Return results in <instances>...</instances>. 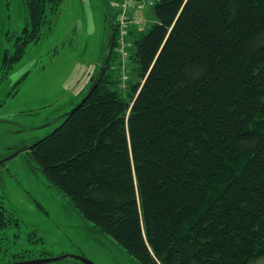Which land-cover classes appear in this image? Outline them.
<instances>
[{
	"label": "trees",
	"instance_id": "1",
	"mask_svg": "<svg viewBox=\"0 0 264 264\" xmlns=\"http://www.w3.org/2000/svg\"><path fill=\"white\" fill-rule=\"evenodd\" d=\"M24 1L27 34L4 56L6 70L62 3ZM142 1L137 16L147 9L155 22L146 32L129 27L131 81L123 86L118 71L115 0L103 1V73L81 106L26 150L49 186L139 264L258 262L264 0ZM12 221L0 202V229Z\"/></svg>",
	"mask_w": 264,
	"mask_h": 264
},
{
	"label": "rangeland",
	"instance_id": "2",
	"mask_svg": "<svg viewBox=\"0 0 264 264\" xmlns=\"http://www.w3.org/2000/svg\"><path fill=\"white\" fill-rule=\"evenodd\" d=\"M122 1L115 0L112 5L118 71L125 86L131 81L129 70L134 65L128 59L134 51L129 27H141L146 32L155 18L146 9L138 13L144 24L135 23L138 4L129 0L135 5L125 11L127 21L121 35ZM46 15L38 38L28 42L22 57L6 70L4 56L13 52L17 37L27 34L28 10L24 0H0V202L16 220L0 229V264L63 255L82 256L94 264H139L113 238L81 218L68 198L49 186L30 159L29 150L4 160L60 126L62 115L77 104L102 68L108 35L103 0H62L57 14L47 11ZM260 261L252 264H264V258ZM44 264L83 263L65 258Z\"/></svg>",
	"mask_w": 264,
	"mask_h": 264
},
{
	"label": "water",
	"instance_id": "3",
	"mask_svg": "<svg viewBox=\"0 0 264 264\" xmlns=\"http://www.w3.org/2000/svg\"><path fill=\"white\" fill-rule=\"evenodd\" d=\"M104 3L107 5V7L109 8V4H108V0H103ZM110 21H111V18H110ZM110 35H111V32H110ZM109 55V49L106 51V57H108ZM104 71L103 67L100 69V74H102ZM95 88V84H93L91 87H90V90L88 91L87 95L88 96L92 90ZM85 98H83L78 104H76L73 108H71L68 112L64 113L62 115V118H65L69 115H71L74 111H76L80 106L81 104L84 102ZM27 148H23L19 151H16L14 152L13 154H11L9 157H7L6 159L4 160H9L15 156H17L20 152L26 150ZM65 258H72L76 261H79V262H82L83 264H94L92 261L82 257V256H68V255H63V256H60V257H56V258H49V259H42V260H30V261H23V262H17V263H14V264H44V263H50V262H56V261H60V260H63Z\"/></svg>",
	"mask_w": 264,
	"mask_h": 264
},
{
	"label": "built area",
	"instance_id": "4",
	"mask_svg": "<svg viewBox=\"0 0 264 264\" xmlns=\"http://www.w3.org/2000/svg\"><path fill=\"white\" fill-rule=\"evenodd\" d=\"M127 1L128 0H123V2H122V4H123V8H124V12H123V16L121 17V24H120V27H121V35L124 33V30H123V28H124V26L126 25L125 23H124V21H127V17H126V15H125V11H126V9H127ZM153 2H154V0H148V2H147V4H149V5H151V4H153ZM144 4H146L145 2H141V3H139V5H138V8H140V9H142L143 7H144ZM141 19H139V18H136L135 20H134V22L135 23H144L143 22V20H141ZM120 42H122V38L120 39V41H119V43ZM122 47H124V44L122 45ZM123 51V48H121V50H120V52H122Z\"/></svg>",
	"mask_w": 264,
	"mask_h": 264
},
{
	"label": "crops",
	"instance_id": "5",
	"mask_svg": "<svg viewBox=\"0 0 264 264\" xmlns=\"http://www.w3.org/2000/svg\"><path fill=\"white\" fill-rule=\"evenodd\" d=\"M258 262H261V261H258Z\"/></svg>",
	"mask_w": 264,
	"mask_h": 264
}]
</instances>
